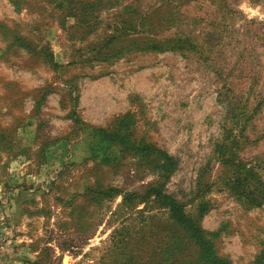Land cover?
<instances>
[{
    "label": "rangeland",
    "instance_id": "rangeland-1",
    "mask_svg": "<svg viewBox=\"0 0 264 264\" xmlns=\"http://www.w3.org/2000/svg\"><path fill=\"white\" fill-rule=\"evenodd\" d=\"M0 157L27 264H264V0H0Z\"/></svg>",
    "mask_w": 264,
    "mask_h": 264
},
{
    "label": "crops",
    "instance_id": "crops-1",
    "mask_svg": "<svg viewBox=\"0 0 264 264\" xmlns=\"http://www.w3.org/2000/svg\"><path fill=\"white\" fill-rule=\"evenodd\" d=\"M5 162V159L0 157V264H27L25 261L28 256L17 253L20 240L16 238L15 241V236L20 237L18 231L27 227L26 220L20 215L27 206L26 198L34 194L35 189L30 186V182H25V179L29 181L27 176L20 179V176H15V172L10 169H7L9 173L5 172ZM19 196L25 199L17 202ZM15 202L19 203L18 209L15 208Z\"/></svg>",
    "mask_w": 264,
    "mask_h": 264
},
{
    "label": "trees",
    "instance_id": "trees-1",
    "mask_svg": "<svg viewBox=\"0 0 264 264\" xmlns=\"http://www.w3.org/2000/svg\"><path fill=\"white\" fill-rule=\"evenodd\" d=\"M180 222L184 224V221H182V216H181V218H180Z\"/></svg>",
    "mask_w": 264,
    "mask_h": 264
}]
</instances>
